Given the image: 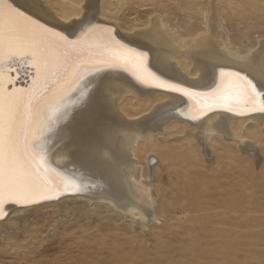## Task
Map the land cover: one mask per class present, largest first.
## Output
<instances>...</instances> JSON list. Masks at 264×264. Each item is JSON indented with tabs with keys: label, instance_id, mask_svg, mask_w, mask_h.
Here are the masks:
<instances>
[{
	"label": "bare ground",
	"instance_id": "obj_1",
	"mask_svg": "<svg viewBox=\"0 0 264 264\" xmlns=\"http://www.w3.org/2000/svg\"><path fill=\"white\" fill-rule=\"evenodd\" d=\"M69 1L79 5L81 9L73 10L74 15L65 16L66 18L56 14L46 0H7V3L32 17L50 32L66 35L78 43L77 51L84 60L97 57L103 52L108 44L106 30H110L121 44L138 53L148 54L149 71L162 74L164 79L189 89L200 99L143 86L136 79L137 70L132 65L109 71L102 81L89 85L88 95L84 97L87 100L99 85L106 108L104 123L85 151L81 147L73 117L84 103L76 89L82 90L84 82L91 77L89 71L81 70L79 84L70 88L72 77L69 76L67 81L40 100L38 109L33 114L38 135L30 142L32 150L45 157L44 166L49 174L63 181L60 186L61 194L43 189L48 199H39L37 203L28 206L8 203L5 205L7 215L4 218L9 213L10 218L21 216L54 201L66 203L84 200L88 205L105 204L107 209L113 208L126 217L149 225L156 218L151 215L155 207L153 193L142 185V170L130 155L132 146L138 140L150 141L156 135L162 137L169 130L180 127L181 130L184 129V134L189 130L194 132L202 147L205 146L204 152L208 157L214 155L212 141L218 133L222 136L226 134L243 150L257 151L259 145L254 142L256 139L253 141L252 137V140L241 137L234 129L242 125V134L260 130L264 136V38L246 54L237 52L227 43L226 31L216 7L224 6L228 0H211L206 14V32H198L197 26L190 25L186 38H181V34L168 27L158 16L152 17L145 29L126 32L102 12L104 0H90L87 8L85 5L88 0H83L82 3V0ZM164 3L179 7L182 0H167ZM65 4L64 1L61 7ZM180 12L177 13L182 17ZM81 21L84 23L81 24ZM12 51L16 53L14 57L6 43L3 65L0 66V89L5 98L24 96L33 90L38 70L41 74L45 71L44 63H25L22 53L15 45L12 46ZM182 58L185 66H182L183 62L180 63ZM236 72H240L241 76L247 77L255 85L254 90L251 85L248 87L249 98L241 95V82L233 75ZM63 89L67 91H62ZM127 94L134 97L129 100H139L138 102L148 104L150 109L141 117L125 116L122 113L125 111L121 110L119 104ZM224 100L231 103H223ZM161 106H165L162 109V119H147ZM57 109L59 112H66L62 119H56ZM181 130H178V134ZM151 157L146 161L149 166L148 178L153 175L150 169L156 162Z\"/></svg>",
	"mask_w": 264,
	"mask_h": 264
},
{
	"label": "rangeland",
	"instance_id": "obj_2",
	"mask_svg": "<svg viewBox=\"0 0 264 264\" xmlns=\"http://www.w3.org/2000/svg\"><path fill=\"white\" fill-rule=\"evenodd\" d=\"M46 1L64 18L81 9L69 0ZM165 1L104 0L102 12L126 32L145 29L155 16L181 38L190 25L206 32L211 0H182L179 7ZM225 3L216 12L227 43L246 54L264 38V0ZM130 98L119 104L125 116L141 117L150 109ZM241 126L235 132L256 139L257 151L218 133L208 157L194 132L184 134L180 127L132 146L142 185L153 193L151 224L105 204L54 201L0 221V264H264V136L260 130L242 134ZM149 157L157 162L150 178Z\"/></svg>",
	"mask_w": 264,
	"mask_h": 264
},
{
	"label": "snow or ice",
	"instance_id": "obj_3",
	"mask_svg": "<svg viewBox=\"0 0 264 264\" xmlns=\"http://www.w3.org/2000/svg\"><path fill=\"white\" fill-rule=\"evenodd\" d=\"M89 3L90 0L86 3V8ZM83 23L84 21H81V24ZM106 31L108 44L103 52L97 57L84 60L77 51L78 43L66 35L50 32L32 17L8 4L7 0H0V66L3 65L6 43L9 51L12 52V57L16 55L12 51V46L15 45V48L22 53L25 63L32 61L34 65L40 63L45 65L43 74L39 70L37 72L33 90L24 96L5 98L3 90L0 89V220L7 215L5 205L8 203L28 206L37 203L39 199H48L43 189L61 194L60 186L63 181L49 174L44 166L45 157L34 152L30 142L38 135L33 114L37 111L40 100L67 81L69 76L72 77L69 84L71 88L79 84L81 70L89 71L91 78L84 82L82 90L76 89L77 95L84 100L88 95L90 84L98 80L102 81L103 76L109 71L132 65L137 70L136 79L141 85L200 99L189 89L164 79L162 74L149 71L147 53H138L135 49L121 44L112 36L110 30ZM233 75L241 82V95L249 98L248 87L251 85L254 90L255 85L251 80H247V77L241 76L240 72ZM245 80L247 83H244ZM42 87L43 91H41ZM222 102L231 103L229 100ZM163 107L165 106L154 111L147 119H162ZM57 112L56 119H62L66 115V112H59V109ZM105 112L103 93L98 85L97 90L84 100L83 106L73 117L81 147L85 151L96 137L97 130L103 125Z\"/></svg>",
	"mask_w": 264,
	"mask_h": 264
}]
</instances>
